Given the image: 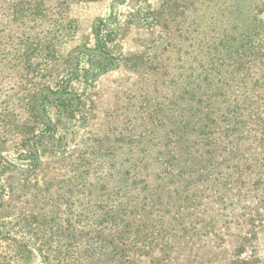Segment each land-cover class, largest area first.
<instances>
[{
    "label": "rangeland",
    "instance_id": "374dc122",
    "mask_svg": "<svg viewBox=\"0 0 264 264\" xmlns=\"http://www.w3.org/2000/svg\"><path fill=\"white\" fill-rule=\"evenodd\" d=\"M163 2L68 1L23 34L5 25L0 9V264H130L124 259L134 251L118 240L125 210L163 187L170 214L182 207L181 239L194 228L192 245L173 250L168 264H225L245 237L234 221L246 216L237 215L256 211L262 217L255 225L264 224V153L246 161L230 155L226 167L210 168L202 183L161 181L143 170L153 157L167 156L156 155L159 142L175 147L178 132L171 142L165 135L172 118L187 132L175 151L185 158L202 151V139L189 135L198 131L196 123L202 128L196 112L204 95L196 89L202 58L194 62L190 55L194 45L199 53L202 38L188 40L190 12L184 24L176 17L170 32L157 38L142 18ZM259 18L264 22V13ZM191 88L194 101L185 94ZM40 90L42 106L34 112L29 103ZM188 124H196L195 131ZM255 129L243 137L247 132L253 141ZM228 176L231 184L218 188ZM188 210L191 218L184 219ZM255 236L245 254L252 255L251 264H264V234ZM140 260L136 264H149Z\"/></svg>",
    "mask_w": 264,
    "mask_h": 264
},
{
    "label": "trees",
    "instance_id": "16d2710c",
    "mask_svg": "<svg viewBox=\"0 0 264 264\" xmlns=\"http://www.w3.org/2000/svg\"><path fill=\"white\" fill-rule=\"evenodd\" d=\"M68 1L97 0H0V9L5 14V25H12L23 34L27 26L34 28L41 25L49 18L51 9L59 11L62 3ZM187 12H190L193 18L191 21L193 29L186 32L191 36L188 40L197 41L202 38V46L198 45L199 53H195L194 48L197 45H194L193 52L190 54L194 62L202 58L196 87L199 89L201 86L204 91L202 93L204 95L200 96L202 98L196 100L199 105L196 112L202 113L199 118L202 121V128L200 123H196L198 131L189 133L202 139V141L199 140L200 143L202 142V151L199 149L193 157L189 155L186 158L184 154L181 155L175 151L176 147L183 143L187 132H180L175 125V118H172V120L169 119L172 127L165 130V135H167L166 141L171 142L172 135L178 132V137L173 141L175 147L168 148L169 145L159 142L156 155L167 156L153 157L152 167L147 165L143 167V170L151 171L152 174H150L161 178V181L172 178L186 181L196 178L195 181L202 183L206 175L213 174L208 171L210 168L216 171L226 167L225 164L230 160V155L238 153L243 155L241 157L246 161L247 155L253 157V155L259 156L264 153V22L259 18L264 13V0H164L158 10L147 12L142 20L157 29L158 38L161 33L164 32L167 35L170 32V26L176 21V17H180V23L184 24ZM201 12L202 15H199ZM200 20H202V26ZM9 54L10 51L3 53L4 56ZM152 70L159 71V65ZM191 70L194 72V69ZM196 92L192 88L185 90V94L191 96L190 99L193 101L196 99ZM42 95L40 90L31 96L29 106L32 111L35 112L36 107L42 106L39 101ZM196 124L192 127L188 124V127L195 131ZM250 126L256 128L257 136L253 137V141L247 132L243 137V132ZM163 147L168 150H164ZM180 152L183 153V151ZM231 182L228 176L222 183H218L217 187L223 189ZM257 184L259 183L256 181L253 184L254 187ZM165 188L163 187L159 192L150 191L149 196L141 198L137 208L130 212L125 210L128 221L123 226L122 235L118 236V240L122 242L121 248L127 249L128 252L133 249L138 257L133 253V255L125 256L124 261L136 264L142 260H140L142 257L148 260L149 264H168L173 250L192 245L190 244L193 236L191 229L194 228L193 226L186 228L185 236L181 239L179 233L182 223L177 221V218L178 216L181 218L180 214L183 210L180 207V213L177 216L175 215L177 211L170 214L168 207L164 206L169 201L162 197L164 194L160 193ZM181 199L182 197L179 198ZM152 200H155V203ZM188 203L192 204V201ZM189 210L184 214V219L191 218ZM250 212L247 215L235 213L238 218L246 216L242 221L239 219L234 221L235 225L239 226L240 232L244 227L245 237L234 249L232 248L225 264L252 263V255H246L245 250L251 247L256 239V233L264 234V224L260 221L255 225L256 219L262 215L256 211ZM151 215L154 217L147 219V216ZM248 215L253 216L247 217ZM156 216H159V219H156ZM256 226L259 229L255 231ZM210 228L211 226L206 224L202 227L204 232L202 234L205 236L210 234ZM81 235L80 231L78 236ZM102 240L105 244L108 243L105 238ZM110 243L113 241L111 240ZM202 247L205 245L203 244ZM20 248H26V245L20 244ZM155 249H159L157 257L152 254ZM44 263L47 264L48 261Z\"/></svg>",
    "mask_w": 264,
    "mask_h": 264
}]
</instances>
